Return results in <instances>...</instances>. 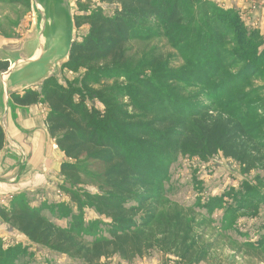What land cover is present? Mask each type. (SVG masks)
I'll use <instances>...</instances> for the list:
<instances>
[{
  "label": "trees",
  "instance_id": "obj_1",
  "mask_svg": "<svg viewBox=\"0 0 264 264\" xmlns=\"http://www.w3.org/2000/svg\"><path fill=\"white\" fill-rule=\"evenodd\" d=\"M189 1L195 2L99 0L115 6L114 14L106 16L93 12L74 16L75 28L87 26L88 33L81 43L73 42L68 60L64 62L71 71L84 69L87 73L67 89L47 78L41 92L10 95V100L20 107L40 102L46 104L48 114L44 125L47 134L69 160L59 169L65 184L80 186L84 168L89 165L100 169L96 193L86 192L83 197L99 217L108 221L107 237L87 242L81 236L83 230L77 222L73 221L69 227L59 226L40 209L22 203L17 206L14 199L12 209H0V219L10 230L21 234L32 244L79 260L82 264H104L102 260L114 257L121 263H129L150 257L153 253L162 257V264H200L209 258L215 241L206 240L204 217L193 215L181 207L161 214L162 193L157 187L162 175L149 161L159 154V150L166 154L173 152L172 149L164 152V144L170 143L169 146L176 149L177 142H181L191 145L204 156L220 153L223 158L236 161L245 174L262 166L264 118L254 105L252 111L247 110L249 106L242 109L240 105L264 90L253 87L250 91H239L245 89L246 83L264 78L261 74L264 47L259 49L263 44L261 38L256 32H248L236 13L232 14L234 21L228 27V31L231 29L233 32L232 37L223 29L221 21L209 19L211 7L208 3H199L201 17L210 25L216 43L233 49L232 66L235 70L230 72L233 79L238 81L242 78L239 81L241 87L233 85L226 88L222 83V91L206 92L205 97L213 103L189 112V119L199 137L188 129L185 122L160 117L154 109L156 103L149 104L145 92L146 96L132 90L122 94L110 87L108 91L111 93L107 95L89 87L103 80L120 79L134 85L124 73L131 63L127 51L130 40L141 30L148 29L149 25L160 27L168 34L166 36H171L175 27L186 23L185 4ZM215 54L219 51L215 50ZM8 67V62L0 61V73L6 72ZM220 72L221 69H217L211 78H216ZM88 97L103 100L105 109L102 115L87 107ZM118 97L128 98L130 102L123 106ZM249 116L258 118L254 126L248 120ZM5 141L6 135L0 124V151ZM256 183L264 184V176L258 177ZM73 198L80 204L78 195H73ZM251 198L243 201L239 211L245 210L247 203L254 200ZM87 233L95 234L92 229ZM21 253L18 248L0 251V258L11 264Z\"/></svg>",
  "mask_w": 264,
  "mask_h": 264
},
{
  "label": "rangeland",
  "instance_id": "obj_2",
  "mask_svg": "<svg viewBox=\"0 0 264 264\" xmlns=\"http://www.w3.org/2000/svg\"><path fill=\"white\" fill-rule=\"evenodd\" d=\"M71 1L76 17L93 12L112 16L116 9L113 5L100 3L99 0ZM225 1L228 0L187 2L185 4L187 21L183 26L175 27L173 30L175 34H178L177 36L172 31V35L168 37L162 28L149 25L148 29L141 30L136 37L132 38L127 47L131 63L124 73H127L134 85L127 84L120 79L117 81L103 80L98 85L89 87L95 91H104L107 95L111 93L108 91L110 87L117 93L121 91L122 94H126L132 90L140 96L147 95L149 104L156 103L154 109L160 117L185 122L188 129L199 137L189 119V112L191 113L202 105L209 106L213 103L205 97L206 92L222 91V83L226 88L233 85L239 86V81L242 80L241 77L238 81L233 79V74H231L235 70L232 66L234 63L233 49H227L222 43H216L210 25L205 18L201 17L202 11L199 3H208L211 7L208 14L209 19L221 21L223 29L227 31L234 21L232 14L236 13L238 20L247 31L256 32L263 41L259 49L264 47L263 37L258 28L249 23L250 18L246 17L242 9L227 6ZM228 32L234 37L231 29ZM87 33V26L75 28L74 42L81 43ZM33 34L34 17L30 2L0 0V61L26 58L28 56L27 45L33 38ZM180 38L183 41H180ZM215 50L219 51V54H215ZM44 64L43 60L40 66ZM262 66L264 67V63ZM228 67H230L229 70ZM236 67L240 65L236 64ZM217 69H221L220 74L216 78H211ZM261 69V74L264 76V68ZM86 73L84 69L71 71L64 66V62H59L47 78H51L67 89L77 78L81 79ZM44 81L27 88L20 87L12 94L22 95L26 91L41 92ZM114 84H116L115 87H113ZM245 85V89L239 91H250L253 87L264 90V78L254 79ZM117 100L123 106L130 102L124 97H118ZM86 104L89 109L101 115L104 113L103 100L88 97ZM261 104H264V92L255 98H250L246 104L240 106L242 109H247L249 106L247 110L252 111V105H254L255 110L264 118V106ZM122 110L131 111L124 108ZM26 111H28L27 115H35L42 121L48 114V108L43 102L32 105ZM248 120L254 126L258 118L254 119L253 116H249ZM47 142L49 148L53 149L56 154L54 163H57L56 156L60 165L69 162L57 149L52 139L47 137ZM7 144L6 151L12 160L18 161L19 170L12 178H0V187L2 183H8L10 180L11 184L21 185V175L27 176L26 172L23 174L22 172L27 168L26 164L30 160L29 152L23 146L22 150H19L14 143ZM169 145L170 143L164 144L163 150L165 152L172 149L171 154L159 150V154L149 161L153 169L162 175L157 187L162 193L161 214L181 207L193 215L204 217L206 240L215 241V245L209 258L200 264H264V184L256 183L258 177L264 176V162L262 166L245 174L236 161L225 159L220 153L209 157L198 153L186 143L177 142L176 149ZM44 149L48 152L47 146H44ZM99 170L95 165L87 166L82 173L81 185L73 187L65 184L60 174L51 177V172H49L48 181H51V187L45 189L41 187L39 190L30 192L23 185L14 192L13 189L0 192V209H12L14 206L11 203L16 199L17 206L22 203L31 208L40 209L59 226L69 227L73 221L77 222L83 230L81 236L87 242L94 238H106L105 231L108 221L99 217L83 197L86 192L96 193V187L100 182ZM29 179L32 180L30 176ZM39 183L44 184L43 180ZM75 194L80 197V204L74 200L73 195ZM248 197L254 200L247 203L245 210L239 211L243 201ZM89 229H92L95 234H88ZM13 248L20 249L22 253L11 264H82L79 260L70 259L51 252L45 247L30 243L21 234L10 230L0 219V251L7 252ZM153 261H159V264H162V257L153 253L150 257L129 263H121L115 257L102 260V263L147 264ZM169 261L172 262L173 259ZM0 264H8V262L0 258Z\"/></svg>",
  "mask_w": 264,
  "mask_h": 264
},
{
  "label": "crops",
  "instance_id": "obj_3",
  "mask_svg": "<svg viewBox=\"0 0 264 264\" xmlns=\"http://www.w3.org/2000/svg\"><path fill=\"white\" fill-rule=\"evenodd\" d=\"M226 2L227 6H234L242 9L246 17L248 16L250 18L249 20L251 22L249 21V23L258 28L264 40V0H228L225 1V3ZM27 87L28 86L21 88ZM16 89H19V87L11 89L9 95L16 91ZM31 107L32 106H17L11 100L7 102L6 97L0 90V124L6 135L5 146L0 151V178H12L19 170L18 161L12 160L6 151L8 146L7 143H14L16 147H19V150L23 146L30 155L29 166L26 164L27 168L22 172V174L26 172L27 176H24V178L21 175V185L11 184L10 180L8 183H2L3 185L0 187V192H6L7 190L12 191V189L14 192L23 185L25 186L24 188L30 192L39 190L41 187L45 189L52 186L51 181H48L49 172H51V177L52 175H59L60 162L56 156L57 163H54L56 154H54V150L48 146L47 137L49 136L44 121H42V119L39 120L35 115H27L28 111L26 110ZM44 146H47L48 152L44 149ZM29 176L32 180L29 179ZM42 180L44 184L39 183ZM45 184L47 186H45ZM147 264H159V261H153Z\"/></svg>",
  "mask_w": 264,
  "mask_h": 264
},
{
  "label": "water",
  "instance_id": "obj_4",
  "mask_svg": "<svg viewBox=\"0 0 264 264\" xmlns=\"http://www.w3.org/2000/svg\"><path fill=\"white\" fill-rule=\"evenodd\" d=\"M29 2L34 17V34L27 45L28 56L11 61L3 59L9 67L6 72L0 73V90L7 102H10L11 89L37 84L47 79L59 62H66L74 42V7L71 0ZM43 60L45 64L40 66Z\"/></svg>",
  "mask_w": 264,
  "mask_h": 264
},
{
  "label": "built area",
  "instance_id": "obj_5",
  "mask_svg": "<svg viewBox=\"0 0 264 264\" xmlns=\"http://www.w3.org/2000/svg\"><path fill=\"white\" fill-rule=\"evenodd\" d=\"M24 153H22V155H23Z\"/></svg>",
  "mask_w": 264,
  "mask_h": 264
}]
</instances>
